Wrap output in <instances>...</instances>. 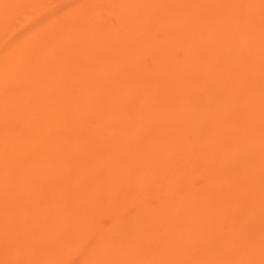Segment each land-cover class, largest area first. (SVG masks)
Segmentation results:
<instances>
[{
    "label": "bare ground",
    "instance_id": "6f19581e",
    "mask_svg": "<svg viewBox=\"0 0 264 264\" xmlns=\"http://www.w3.org/2000/svg\"><path fill=\"white\" fill-rule=\"evenodd\" d=\"M89 3L55 65L1 79L38 100L1 138L0 86V264H264V0H125L107 26Z\"/></svg>",
    "mask_w": 264,
    "mask_h": 264
},
{
    "label": "rangeland",
    "instance_id": "374dc122",
    "mask_svg": "<svg viewBox=\"0 0 264 264\" xmlns=\"http://www.w3.org/2000/svg\"><path fill=\"white\" fill-rule=\"evenodd\" d=\"M87 1H90L87 9H88L89 14L93 17L94 23L103 22V23H106V26H107V23H109V24L113 23V20L116 19L121 14L120 13L119 15H117V14H115L114 11L119 6L118 5L119 1L122 2L125 0H117L118 3L116 2L117 3L116 5L114 2L116 0H25L24 4H23L24 6L22 8H20V11L15 12V10H14V12H9L8 16L11 15L10 19H7L5 22L6 23L5 27L0 29V84H1L0 86H3L2 88H5L4 90H2L3 96L1 97V99L2 100L3 99H7V100L12 99V100H15V102L12 101L11 103H9V105L7 102V105L5 108V124L9 123L8 117H7L8 110L12 113L13 120L9 123V126L3 130L1 138L12 135L13 132L16 131V130H13L11 128L10 124L14 126V123H15L16 126L19 127V116L20 115H21L23 121L28 119V122H30V120L32 118V115H31L32 113L29 116H27L23 112L25 105L23 103L18 104L17 102L22 100L25 96L29 99H32L34 105H35V102L38 100L36 98L37 94L33 93V96H28L26 94V91H21L18 89L14 90L15 92H13V95H14L13 96L12 93H10V91L13 90L12 89L13 86L12 87H9L8 85L5 86L6 83L2 82V80H1L3 78L6 81H8V79H10V78H8L7 75H3V74L4 73L10 74L11 72H13L17 75L24 74L22 71H24V69L28 70L29 64L34 59H39V64L42 63L40 65L44 66L43 71L47 70L46 65H49V64L55 65L56 62L58 61V59H60V58H57V59L53 58L52 54L55 51L50 50V49L53 46H55V44L56 45L58 44V41L60 40V37L62 36V34H58V33H61V32L64 33L65 31L62 29V27L64 29H66V26H67V29H68V26L71 25L70 22L76 23V21L79 22L84 18L85 12H84L83 8H80V6H81V4L86 3ZM221 1H225V0H221ZM121 4H120V6H121ZM194 5L196 6V4H194ZM199 9H200V7H199ZM125 11H126V9H125ZM16 13H17V15H16ZM108 13L109 14L111 13V14L108 15ZM126 13H123L124 15L123 14L122 15L126 16ZM82 14H83V16H82ZM94 17H95V19H94ZM57 21L58 22L62 21L63 24H62V22L57 24L56 23ZM73 23H72V25H73ZM64 24H66L65 27H64ZM60 25L61 26L63 25V26L60 27ZM51 26H54V27H51ZM76 26H78V25H76ZM79 26H81V23H79ZM50 27H51V29H50ZM59 28H61L62 30H59ZM47 30H48V32L50 30V32L48 33ZM52 31L56 32V33L53 34ZM93 33H95L94 30H93ZM55 34H58V35H55ZM67 35H69V36L66 37V35H65V39L63 38L64 36L62 37L64 39V41L66 39H67V41H69V39L72 37L70 34H67ZM52 36H53L54 41L52 39ZM54 36H55V38H54ZM85 37L86 36H82V35L78 34V35H76V37L71 42L74 43V41H78V40L84 42L86 40ZM93 38H95V36ZM87 39H88V41H90V39L88 37H87ZM95 41H98V40L95 39ZM117 41H118V44H119V42L123 43V41L121 40V37H117ZM46 42L49 45H47ZM51 43H53V44L51 45ZM96 43H98V42H96ZM45 47L47 49H45ZM42 49H45V50L43 51ZM16 50H19L21 56H22V54H24L25 60H23L24 62H21L20 65L16 64V66H13L11 64L19 63V62L12 63L10 61L11 60L10 59L11 53L13 51L16 52ZM15 54L17 55L18 53H15ZM142 55L145 56V55H147V53L142 54ZM21 56H20V58H21ZM76 60L82 62L81 58H76ZM143 60H145V59L143 58ZM110 61H111V55H107L103 60H100V64L102 67H104ZM61 62H60V64L62 65L63 63H61ZM129 69L130 68H128V70ZM62 74H63V69L61 72H59V75L56 76L59 79V82L63 80V82H60V83L65 84L68 81H70V74L68 72L63 74V75ZM64 76L66 78H64ZM22 77H20L19 79H22ZM13 79L16 81V85H20L19 81L17 80V76H14ZM14 80L10 79V82L13 85H15ZM47 80H48L47 85L50 88H54L56 86V80H54V77L53 78H47ZM124 87H126V84ZM37 97H39V96H37ZM50 100H52V99H50ZM49 102L50 101L48 100L46 102H43V104H46ZM30 116H31V118L29 119ZM3 117L4 116L2 114H0V119ZM94 124H97V123H94ZM135 130H136L135 132H137V133H139L141 131L140 129H135ZM14 134L19 135V133H17V132H15ZM77 141L78 140H75V143H77ZM6 142H8L6 139L0 140V158H3V159L10 157L13 153V149ZM83 142H84V139H82L81 143H83ZM73 147H74V145H73ZM23 162L24 161H22V163ZM0 164L7 165L4 161H1V159H0ZM8 167H10V168L14 167L13 163L11 161H10V165ZM98 169L96 167V171L99 172V171L103 170L104 167L102 166L101 169H99V170ZM104 170H106V168ZM6 175H7L8 179L10 180V177L8 176L7 173H6ZM2 179H3V177L0 176V184H5L4 181H1ZM90 181H91V179L89 177L84 178V182H90ZM126 197H127V195H126ZM131 207H133V206H129V210L131 209ZM105 218L107 219L108 217H105ZM69 258L73 264H80L79 263L80 262V252H78V251H76L75 253L73 252L69 256Z\"/></svg>",
    "mask_w": 264,
    "mask_h": 264
}]
</instances>
